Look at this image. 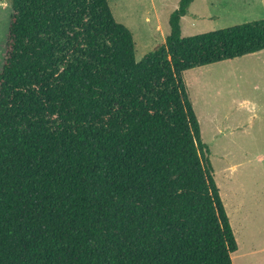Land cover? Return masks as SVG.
Instances as JSON below:
<instances>
[{
	"label": "trees",
	"instance_id": "1",
	"mask_svg": "<svg viewBox=\"0 0 264 264\" xmlns=\"http://www.w3.org/2000/svg\"><path fill=\"white\" fill-rule=\"evenodd\" d=\"M136 60L108 0H10L0 71V264H233L238 243L186 70L264 50V19Z\"/></svg>",
	"mask_w": 264,
	"mask_h": 264
},
{
	"label": "rangeland",
	"instance_id": "2",
	"mask_svg": "<svg viewBox=\"0 0 264 264\" xmlns=\"http://www.w3.org/2000/svg\"><path fill=\"white\" fill-rule=\"evenodd\" d=\"M3 1L0 71L12 13L10 0ZM108 1L132 31L140 61L166 41L180 0ZM260 19L264 0H195L181 20L182 35ZM184 81L238 243L233 264H264V50L186 70Z\"/></svg>",
	"mask_w": 264,
	"mask_h": 264
},
{
	"label": "built area",
	"instance_id": "3",
	"mask_svg": "<svg viewBox=\"0 0 264 264\" xmlns=\"http://www.w3.org/2000/svg\"><path fill=\"white\" fill-rule=\"evenodd\" d=\"M5 1L3 0H0V5H3Z\"/></svg>",
	"mask_w": 264,
	"mask_h": 264
},
{
	"label": "crops",
	"instance_id": "4",
	"mask_svg": "<svg viewBox=\"0 0 264 264\" xmlns=\"http://www.w3.org/2000/svg\"><path fill=\"white\" fill-rule=\"evenodd\" d=\"M146 21L148 22V21H150V18H149V16H147L146 17ZM257 53V52H256Z\"/></svg>",
	"mask_w": 264,
	"mask_h": 264
}]
</instances>
